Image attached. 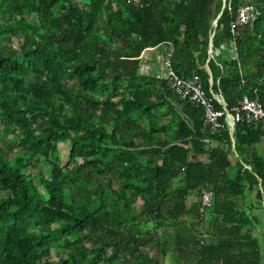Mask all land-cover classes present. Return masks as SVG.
I'll use <instances>...</instances> for the list:
<instances>
[{
  "label": "trees",
  "instance_id": "16d2710c",
  "mask_svg": "<svg viewBox=\"0 0 264 264\" xmlns=\"http://www.w3.org/2000/svg\"><path fill=\"white\" fill-rule=\"evenodd\" d=\"M224 3L0 0V264H261L264 123L210 133L139 73L168 42L175 73L210 96L207 65L227 110L264 108V0ZM245 5L258 15L233 53Z\"/></svg>",
  "mask_w": 264,
  "mask_h": 264
},
{
  "label": "built area",
  "instance_id": "2783aa9c",
  "mask_svg": "<svg viewBox=\"0 0 264 264\" xmlns=\"http://www.w3.org/2000/svg\"><path fill=\"white\" fill-rule=\"evenodd\" d=\"M257 15L258 11L252 5H245L238 9L237 15L230 26L233 36V41L231 43L233 53L236 50L235 39L237 38L238 28L254 22ZM172 46L171 43L166 42L160 44L158 47L145 49L138 58L141 60L139 73L152 76L160 82H163L168 90L180 100H187L193 107L201 109L203 112V126L210 133L216 134L219 132L224 125L222 122L229 128L230 135H232L234 130L232 124L236 125L243 121L246 123H264V108L258 97L249 98L244 96L231 110H227L226 105L224 106L219 100V95L215 94L212 89L209 91L210 96L204 92L202 80L197 74H192V76L188 78L178 76L171 64L174 50ZM157 48H160L161 54L157 57L155 63H152L150 55L148 54L155 51ZM210 53H212V51H210ZM213 53L214 55H218L219 52L215 51ZM150 63L153 64L154 68L156 66L158 67L156 72L152 71ZM214 102L220 104L223 109L217 110ZM213 199L214 196L211 191L206 188L200 190L199 200L201 213L211 208L214 201Z\"/></svg>",
  "mask_w": 264,
  "mask_h": 264
},
{
  "label": "water",
  "instance_id": "95a60500",
  "mask_svg": "<svg viewBox=\"0 0 264 264\" xmlns=\"http://www.w3.org/2000/svg\"><path fill=\"white\" fill-rule=\"evenodd\" d=\"M223 1V6H222V10L225 8V0H222ZM220 16H221V13H220V15L218 16V18L214 21V23H213V27L215 28L216 27V24H217V21H218V19L220 18ZM212 46V42H210V44H209V49H210V51H211V47ZM205 71H206V73H207V75H208V83H209V87H210V90L212 89V87H213V77H212V75H211V72H210V70H209V67L206 65L205 66ZM218 98H219V100L222 102V104L225 106L226 104H225V101H224V99L221 97V96H218ZM232 126H233V128L235 127V125L234 124H232ZM232 141V144H233V146H234V139H232L231 140ZM263 209H264V204H263Z\"/></svg>",
  "mask_w": 264,
  "mask_h": 264
},
{
  "label": "rangeland",
  "instance_id": "374dc122",
  "mask_svg": "<svg viewBox=\"0 0 264 264\" xmlns=\"http://www.w3.org/2000/svg\"><path fill=\"white\" fill-rule=\"evenodd\" d=\"M15 42H16V39H14ZM150 65L152 66V70L154 71V66L152 63H150ZM59 148L61 149V153H62V163L63 165L66 163L67 161V156H65L67 153H68V148L65 144H60L59 145ZM194 199V197L192 199H189L191 200L190 202H192ZM121 264H127L126 262H122ZM261 264H264V247L262 248V260H261Z\"/></svg>",
  "mask_w": 264,
  "mask_h": 264
},
{
  "label": "crops",
  "instance_id": "0c3cea01",
  "mask_svg": "<svg viewBox=\"0 0 264 264\" xmlns=\"http://www.w3.org/2000/svg\"><path fill=\"white\" fill-rule=\"evenodd\" d=\"M160 48H157L155 51H153V52H150L148 55H150V60H151V62L152 63H155V61L157 60V57L158 56H160ZM158 70V67L156 66L155 68H154V71L153 72H156Z\"/></svg>",
  "mask_w": 264,
  "mask_h": 264
}]
</instances>
